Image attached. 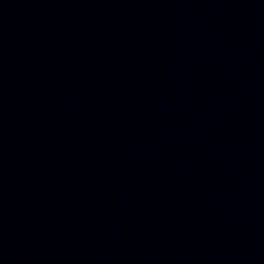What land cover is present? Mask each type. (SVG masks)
Here are the masks:
<instances>
[{"label":"water","instance_id":"water-1","mask_svg":"<svg viewBox=\"0 0 264 264\" xmlns=\"http://www.w3.org/2000/svg\"><path fill=\"white\" fill-rule=\"evenodd\" d=\"M0 264H264V0H0Z\"/></svg>","mask_w":264,"mask_h":264}]
</instances>
